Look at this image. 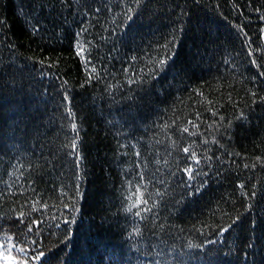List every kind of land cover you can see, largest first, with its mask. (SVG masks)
Here are the masks:
<instances>
[{
    "label": "trees",
    "instance_id": "trees-1",
    "mask_svg": "<svg viewBox=\"0 0 264 264\" xmlns=\"http://www.w3.org/2000/svg\"><path fill=\"white\" fill-rule=\"evenodd\" d=\"M0 251L264 264V0H0Z\"/></svg>",
    "mask_w": 264,
    "mask_h": 264
},
{
    "label": "snow or ice",
    "instance_id": "snow-or-ice-1",
    "mask_svg": "<svg viewBox=\"0 0 264 264\" xmlns=\"http://www.w3.org/2000/svg\"><path fill=\"white\" fill-rule=\"evenodd\" d=\"M136 2L139 3V0H136ZM128 18L131 19V16H129ZM83 52H84V48H83V46H82V45H79V46H78V49H77V55H82ZM169 59H170V57H169ZM166 63H167V60H166V59H160V60H158V61H155V64H156L158 67H160V68H162L163 66H165ZM253 63H255V61H253ZM92 71L94 72L95 69L93 68ZM72 127L75 129V127H76L75 124H73ZM185 131H187V129H185ZM72 147H73L74 149L76 148L75 143H73ZM184 151L187 152L188 149H184ZM187 171H188L189 173H191V169H188ZM138 199H140L141 203H147V201L143 200L142 197H138ZM225 231H227V229H225ZM4 247H6V246H4ZM9 251H11V250H9ZM23 251H24V249L21 248V249H20V252H23ZM43 256H44V253H40L39 255H37V256L35 257V259H36V260H40L41 257H43ZM4 259L8 262V264H14V260H15L14 257H12V256H10V255H6V256H4ZM25 264H27L26 261H25Z\"/></svg>",
    "mask_w": 264,
    "mask_h": 264
},
{
    "label": "rangeland",
    "instance_id": "rangeland-1",
    "mask_svg": "<svg viewBox=\"0 0 264 264\" xmlns=\"http://www.w3.org/2000/svg\"><path fill=\"white\" fill-rule=\"evenodd\" d=\"M4 256H6V255H4V254L0 251V264H1L2 261H6V260L4 259ZM6 262H7V261H6Z\"/></svg>",
    "mask_w": 264,
    "mask_h": 264
}]
</instances>
